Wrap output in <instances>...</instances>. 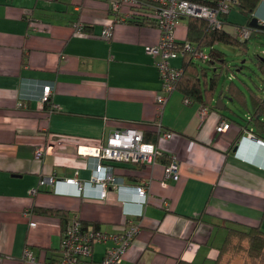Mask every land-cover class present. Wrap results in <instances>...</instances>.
<instances>
[{
  "label": "crops",
  "instance_id": "crops-1",
  "mask_svg": "<svg viewBox=\"0 0 264 264\" xmlns=\"http://www.w3.org/2000/svg\"><path fill=\"white\" fill-rule=\"evenodd\" d=\"M64 4L0 0V264L59 259L63 218L41 208L61 209L67 220L77 214L85 224L104 229L139 225L119 264L212 263L230 224L264 229V145L248 134H256L248 122L250 100L239 102L248 110L244 123L232 120L224 111H233L227 104L216 109L217 99L227 97L220 92L213 97L214 108L191 101L179 89L159 107L156 96L164 91L159 56L149 50L159 41V28L116 20L104 0ZM243 15L235 22L249 25ZM254 15L264 22V0ZM226 17L232 20L230 13ZM78 20L91 26L78 32ZM109 26L112 34L102 36ZM186 36L187 22H179L176 40ZM182 62L183 56L171 60L176 67ZM232 78L228 75L223 87ZM46 84L52 86V96L43 102ZM222 118L230 128L219 132ZM130 127L142 128L163 154L141 169L139 163L117 164L139 169L121 168L116 174L123 187L111 186L101 198L100 186L87 181L98 158L79 153V145L102 143L115 130ZM259 131L258 136L263 134ZM49 145L36 157L38 148ZM173 155L178 176L163 186L164 166ZM50 174L76 176L85 188L79 192L76 184L62 180L40 184ZM141 183L149 187L146 200L133 188ZM112 244L95 242L92 259L100 260ZM26 249L34 260L24 258ZM228 260L245 264L248 257Z\"/></svg>",
  "mask_w": 264,
  "mask_h": 264
},
{
  "label": "built area",
  "instance_id": "built-area-1",
  "mask_svg": "<svg viewBox=\"0 0 264 264\" xmlns=\"http://www.w3.org/2000/svg\"><path fill=\"white\" fill-rule=\"evenodd\" d=\"M108 7L114 11L119 20L124 21L134 11L133 6L141 9L144 0H106ZM150 7L156 9L157 15L156 27L159 28V41L150 46L149 50L155 56H159L156 66L162 81L163 92L156 96V104L159 107L164 106L168 96L176 88V84L182 74L180 67L173 66L171 60L181 56L186 50L196 51L199 57H207L204 52H198L196 47L188 42L179 43L176 40V27L180 19L184 16H196L206 19L213 27L221 28L224 26L225 17L231 10L238 8L242 0H148ZM76 30L81 32L84 27L82 21L74 23ZM235 31L241 38L250 36L251 29L248 26H237ZM112 34V27L103 29L101 35L109 37ZM52 96V86L46 84L43 86V102L50 101ZM187 100V99H186ZM54 104V103H53ZM52 108L57 107L53 105ZM21 105V103H20ZM217 130L223 132L230 128V123L222 119ZM254 136V133H248ZM165 136L169 133L165 132ZM255 138V137H254ZM258 143L264 144V140L257 138ZM52 145L40 147L36 150V157H42ZM79 153L94 155L98 158L96 167L93 169L91 177L87 180L91 184L100 186V197L105 198L109 187L114 186L122 188L124 183L114 172L111 162H134L142 165H152L158 161L163 154L162 149L156 142L146 140L145 132L139 127L121 128L108 135L104 142L99 144L79 145ZM77 174V171H76ZM178 176V157L173 155L171 160L164 166V177L161 181L163 186H167L170 179H176ZM64 181L68 184H76L79 192L84 190L85 182L79 180L76 176L58 178L54 174L43 177L40 184H54L57 181ZM135 191L143 199L149 195V187L146 183L133 186ZM32 189L31 192H34ZM35 222H30L34 226ZM139 227L136 223L130 222L112 229H104L93 224H85L80 216L73 215L64 226L62 241L60 246V256L53 262L45 264H119L127 248L135 241ZM112 242L113 244L106 248L103 257L100 260L92 259V248L95 242ZM25 259L34 260V256L29 249L24 254ZM21 264H23L21 262Z\"/></svg>",
  "mask_w": 264,
  "mask_h": 264
},
{
  "label": "trees",
  "instance_id": "trees-1",
  "mask_svg": "<svg viewBox=\"0 0 264 264\" xmlns=\"http://www.w3.org/2000/svg\"><path fill=\"white\" fill-rule=\"evenodd\" d=\"M58 1L68 3L72 0ZM259 1L260 0L241 1L239 9L241 13L247 16V23H249L250 19L252 18V13ZM143 2L148 3L149 5H142L141 9L138 8V6H133L132 9H134V11L129 17H127L126 20H124L125 22L137 25H156V9L153 8L152 5L150 7V1L144 0ZM108 11L114 13L111 8H109ZM228 15L229 13L226 16ZM118 18L119 17L115 15V19L119 20ZM184 18L187 22V36L185 40L177 41L179 43L188 42L194 45L198 52L202 51L208 56L205 58L199 57L196 55V51L186 50L182 55L183 71L175 89H179L183 93V96L190 98L191 101H197L201 103L202 106L209 108H214L213 97L218 92H220L221 95L224 94L225 96H232L233 99H237L238 102L243 104H245V102H247L249 99L252 104V108L249 109L251 115L248 117V122L253 124V131L256 134H260L259 128H261L263 130V134L259 136L264 137V57L260 55L252 57L250 55L249 58H246L243 61V64H238L237 62L230 63L226 58V52L215 47L217 42H224L236 46L243 55L248 54L249 41L253 36H255L257 29L252 28L249 37L241 38L239 34L236 33L235 27L248 25H241L235 21L227 20V17L225 18L224 26L221 28L213 27L206 19L202 17L184 16ZM90 26L91 25L88 22L84 23V29H88ZM228 26H233L234 30H230ZM205 47L209 48L208 52H205ZM249 59H251L252 65H249L247 62ZM245 68H247V70ZM250 70H252L254 73L253 75L249 73ZM237 71L247 76H251L253 84L251 83V85L245 78L238 74ZM230 72L234 73V77L229 80L227 87H223V81L226 79L225 76ZM255 76L262 78V85L257 83ZM246 90L250 91V93L248 92L247 96ZM235 144L236 141L232 146H235ZM111 164L113 165L114 172L116 173L120 172V169L124 166H127V168H130L131 170L137 171L139 169L138 167L128 165H117L122 164L121 162H111ZM139 165L140 164H136V166ZM140 166L139 167L141 169L143 165ZM137 175H139V172ZM40 210L47 213L51 212L53 214L61 215L65 226L68 213H64L61 209L41 208ZM93 225L99 226L97 224ZM244 241L247 242L246 247H243L245 246ZM246 249L249 257L244 253V250ZM231 251L238 254L234 255L233 257H228ZM263 254L264 229L261 226L252 227L251 225L243 223H232L227 228L226 239L220 249L218 258H216L214 262L195 263L189 260H182L180 261V264H221L220 261H223L224 264H230L228 259L239 256H247L248 258L258 257L260 259Z\"/></svg>",
  "mask_w": 264,
  "mask_h": 264
},
{
  "label": "rangeland",
  "instance_id": "rangeland-1",
  "mask_svg": "<svg viewBox=\"0 0 264 264\" xmlns=\"http://www.w3.org/2000/svg\"><path fill=\"white\" fill-rule=\"evenodd\" d=\"M43 2L50 3V6H52V7L65 5L64 4L65 2L58 1V0H41V3H43ZM230 16H231L232 20H234V21L239 20L238 17L241 18V19L244 17V15L237 8L231 10ZM185 22H186V19L184 17L180 19V23H182V24L184 23L185 24ZM241 25H243V24H241ZM248 27L250 29H252L251 26L248 25ZM215 47L216 48H220V49H222L223 51L226 52V58L229 60L230 63L237 62L238 64H241V63L243 64L244 63L243 61L246 58H249L250 55L252 57H256L257 55H260V56L264 57V34H259L257 36H253L251 38V40L249 42V52H248V54H245V55H243L236 46L231 45V44H227V43H224V42H217ZM204 50H205V52H208L209 51V48L208 47H205ZM247 62L249 63V65H252L251 59H249V61H247ZM180 68L183 71V68L182 67H180ZM245 69L247 70V68H245ZM237 73L240 74L243 78H245L250 84L251 83L253 84V80H251V78H252L251 76H249V75L247 76V75H245V74H243V73H241L239 71H237ZM249 73L251 75L254 74L252 72V70H250ZM228 75H231L232 77H234V73L233 72L228 73ZM228 75L225 76L226 79H227V76ZM226 79L223 81V84H225L227 82ZM255 79H256V81H257L258 84H260V85L263 84L262 78H260L258 76H255ZM248 92L250 93L249 90H246V93H247L246 96L248 95ZM225 98H224L225 100L223 101V103H225L229 107H231L233 111H230V110L229 111L224 110V111L227 112V113H229L231 115V117H232V120H234L236 123H244L245 122V119H246V116H247V112H248L247 108H245L244 106H242L238 101L231 100L232 99V96H227ZM227 98H228V100H227ZM168 99H169V97H168ZM225 101H227V103ZM249 105H250V102H249ZM222 119H224V118H222ZM227 121H228V119H227ZM50 149H51V147L49 148V150ZM251 226L253 227V226H258V225H254L253 224ZM138 227H139V225H138ZM220 235H222V233ZM223 236H224V234H223ZM219 239H220V236H218V238H217V242L218 243H220L218 241ZM244 244H245V246H243V247H246L247 242L244 241ZM244 253L248 255L247 249L244 250ZM236 254H238V253H235V252L231 251L230 252V255L228 257H233ZM248 257H249V255H248ZM245 264H264V254H263L262 257H260V259L258 257H256V258H248V262L245 263Z\"/></svg>",
  "mask_w": 264,
  "mask_h": 264
},
{
  "label": "water",
  "instance_id": "water-1",
  "mask_svg": "<svg viewBox=\"0 0 264 264\" xmlns=\"http://www.w3.org/2000/svg\"><path fill=\"white\" fill-rule=\"evenodd\" d=\"M249 26H251L252 28H255V29L264 30V22L260 21V18L256 15L252 16L251 20L249 21ZM215 107H216V109H219V110L224 109V103H223V100L221 98L217 99ZM253 137L260 138L256 134H254ZM234 150H235V152H237L239 150L238 144H237V146H235Z\"/></svg>",
  "mask_w": 264,
  "mask_h": 264
},
{
  "label": "clouds",
  "instance_id": "clouds-1",
  "mask_svg": "<svg viewBox=\"0 0 264 264\" xmlns=\"http://www.w3.org/2000/svg\"><path fill=\"white\" fill-rule=\"evenodd\" d=\"M242 137L245 138L246 135H243ZM253 138H254V137H253ZM254 139L257 140V138H254ZM262 140H264V139H262ZM259 144H261V143H259ZM262 145H264V144H262Z\"/></svg>",
  "mask_w": 264,
  "mask_h": 264
},
{
  "label": "bare ground",
  "instance_id": "bare-ground-1",
  "mask_svg": "<svg viewBox=\"0 0 264 264\" xmlns=\"http://www.w3.org/2000/svg\"><path fill=\"white\" fill-rule=\"evenodd\" d=\"M251 31H252V29H251ZM250 34H251V32H250Z\"/></svg>",
  "mask_w": 264,
  "mask_h": 264
}]
</instances>
